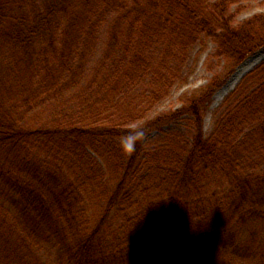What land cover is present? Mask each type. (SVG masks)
Wrapping results in <instances>:
<instances>
[{"label":"trees","instance_id":"1","mask_svg":"<svg viewBox=\"0 0 264 264\" xmlns=\"http://www.w3.org/2000/svg\"><path fill=\"white\" fill-rule=\"evenodd\" d=\"M242 1L0 0V264H264V61L203 128L264 47ZM204 41L209 83L139 126Z\"/></svg>","mask_w":264,"mask_h":264},{"label":"rangeland","instance_id":"2","mask_svg":"<svg viewBox=\"0 0 264 264\" xmlns=\"http://www.w3.org/2000/svg\"><path fill=\"white\" fill-rule=\"evenodd\" d=\"M243 7L242 14L238 17V21L247 19L255 14L264 13V0H243L241 3ZM215 46L212 42L204 41L198 44L192 51L188 65L185 68V76L187 82L185 85H176L171 94L148 115L146 120L139 123L156 121L158 118H168L171 114L180 109L185 99L193 94L195 91L205 87L211 80L213 73L207 69V60L214 53ZM264 61V47L255 54L248 57L234 73L226 80V82L215 92L211 101L208 104V109L203 121V128L206 135H209L213 129L214 123L221 110V105L224 99L236 88L242 78L257 65ZM216 65V61H214ZM243 71H239L241 67ZM188 117H180L170 120L167 123L158 126L152 133H150L146 142H156L162 138L163 132L182 131L188 129Z\"/></svg>","mask_w":264,"mask_h":264},{"label":"bare ground","instance_id":"3","mask_svg":"<svg viewBox=\"0 0 264 264\" xmlns=\"http://www.w3.org/2000/svg\"><path fill=\"white\" fill-rule=\"evenodd\" d=\"M244 67H245V65H244L243 67H241V69H240L239 71H240V72L243 71Z\"/></svg>","mask_w":264,"mask_h":264}]
</instances>
